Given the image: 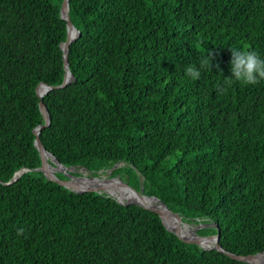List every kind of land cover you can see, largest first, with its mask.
I'll return each instance as SVG.
<instances>
[{
	"label": "trees",
	"instance_id": "1",
	"mask_svg": "<svg viewBox=\"0 0 264 264\" xmlns=\"http://www.w3.org/2000/svg\"><path fill=\"white\" fill-rule=\"evenodd\" d=\"M62 2L0 0V264H246L182 242L153 212L34 171L40 101L39 140L58 163L126 176L186 223L214 224L195 234L219 229L226 253L263 252L264 80L222 86L229 49L264 56V0H68L73 80L39 98V84L65 74Z\"/></svg>",
	"mask_w": 264,
	"mask_h": 264
},
{
	"label": "water",
	"instance_id": "2",
	"mask_svg": "<svg viewBox=\"0 0 264 264\" xmlns=\"http://www.w3.org/2000/svg\"><path fill=\"white\" fill-rule=\"evenodd\" d=\"M60 18L66 22V28H67L66 41L63 44L60 45L61 50L63 51V65H64L65 74H64L62 83L59 86H57V87H50V86H47L46 84H39L37 86L36 90H35V92H36V94H37V96L39 98H41L43 96V94L42 95L38 94V92H37L38 87L44 86L45 87V93H47L48 91H50L52 89L63 88V87H65L67 84H69L73 80V76L71 75V73L69 72V69H68V53H69L68 46L75 38H77L79 36V31L76 30L73 27V25L71 24V22L69 20V16H68V0H63V2L61 4ZM71 31L75 32L73 36H71V34H70ZM38 106H39V111H40V113H41V115L43 117V120H44V125L43 126H38V127H36L33 130V133L35 135L34 146H35L36 150L38 151V154H39V157H40V162H41L40 167L34 169V171L42 173L43 176L46 178V180L54 182L57 185H59V186H61L63 188H66L68 190H71L74 193H78V194L86 193V192H98V193H100L101 190H102L100 188H85V189H81V188L77 187V185L74 183V181L83 179L84 177L89 179V180L97 179V180L102 181L101 178L89 177V176H86L85 174H84V176H74L73 175V168L64 167L63 165L58 163L57 160L43 148V146H42V144H41V142L39 140L38 134H39V132H40L42 127L47 126L49 124V115H48L47 109L43 105L42 101L39 102ZM46 156H48V158ZM48 159H49L50 163H48ZM82 170H84V169H82ZM26 171H27L26 169H22L21 171L15 173V175L13 176L12 181L7 183L6 185H10V184L14 183L19 178V176L21 174H23L24 172H26ZM56 172L61 173L65 177V179L57 178L55 176ZM84 173H86V170H84ZM113 180H118V182H119V184L121 186L133 191L141 199H152L156 204L159 205L161 210L155 209V208H150V207H147V206H144V205H141V204H138V203H134V202L120 203V202L117 201L118 203L123 204V205H125V204H133V205L139 206V207H141V208H143V209H145L147 211L155 213L159 217V219L161 220V222L164 225L165 229L170 231V232H172L174 235H176L179 240H181L182 242L187 243V244H194V245H197V246L201 247L200 243L197 240L186 241V240L182 239L181 237H179V235L174 230L168 229L166 227V225L164 224V217L167 214L175 217L176 219L180 220L181 222H185L186 223L187 219L185 217L181 216L178 213H175V212L171 211L158 198L153 197V196L145 195L143 193L142 187H140L139 189L128 187L127 185H125L122 182H120V180L118 178H110V179H106L104 181L111 182ZM192 221L196 223L195 224V227H196L195 231L198 228H200V227H211V226L214 225V224H212L210 222L204 224L202 222L203 220L200 219V218L193 219ZM195 231L193 233H194L196 239H204V238H206V239H210L212 241V246L207 248V249H215V250H217L219 252L224 253L226 256L230 257L231 259H234L236 261H240V262H243V263H246V264H264V262L252 263V262L249 261V258L257 257V256L263 254L264 251L261 252V253H257L255 255L246 256V257H244V256H236L234 254H230V253L224 252L220 248V246L218 244L219 229H217V233L215 235L206 236V237L197 236L195 234Z\"/></svg>",
	"mask_w": 264,
	"mask_h": 264
},
{
	"label": "bare ground",
	"instance_id": "3",
	"mask_svg": "<svg viewBox=\"0 0 264 264\" xmlns=\"http://www.w3.org/2000/svg\"><path fill=\"white\" fill-rule=\"evenodd\" d=\"M74 33H75L74 31H71V33H70L71 36H73ZM37 92L39 95L44 94L45 93V87L44 86L38 87ZM46 157L48 158V156H46ZM74 183L77 185V187H79L81 189L100 188L102 190L108 191L111 194H113L115 197H117V199L121 200V203L123 201L134 202V203H138V204L150 207V208H155V209L161 210L159 205L156 204L151 199H141L133 191L126 188L128 190V192L131 193V195H129L125 192V187L119 186V185L115 184V182H113V181L106 182L104 180L100 181L97 179L89 180V179L84 177L83 179L75 180ZM112 186H114L116 188H114ZM164 224L166 225V227L168 229L174 230L179 235V237H181L182 239H184L186 241L197 240L200 243V245L203 246L204 248H209L212 246V241L210 239H206V238L196 239V237L193 233L194 227L189 226V225L185 224L184 222H181L180 220L176 219L175 217H173L171 215H168V214L165 215ZM249 261L252 263L264 262V253L257 256V257L249 258Z\"/></svg>",
	"mask_w": 264,
	"mask_h": 264
},
{
	"label": "clouds",
	"instance_id": "4",
	"mask_svg": "<svg viewBox=\"0 0 264 264\" xmlns=\"http://www.w3.org/2000/svg\"><path fill=\"white\" fill-rule=\"evenodd\" d=\"M230 75L226 78L222 90H226L227 84L240 83L253 85L260 80H264V56L254 51H245L241 48H231ZM210 56L202 57L199 65L189 66L186 75L191 79H198L201 71L210 66Z\"/></svg>",
	"mask_w": 264,
	"mask_h": 264
},
{
	"label": "rangeland",
	"instance_id": "5",
	"mask_svg": "<svg viewBox=\"0 0 264 264\" xmlns=\"http://www.w3.org/2000/svg\"><path fill=\"white\" fill-rule=\"evenodd\" d=\"M79 170V171H78ZM77 171V172H76ZM73 173H78L80 176H84V171L82 169H78V168H74L73 169ZM109 173H110V170H107L105 172H100L99 173V177L97 178H101L102 180H106V179H110L109 177ZM120 180V182H122L123 184L127 185L128 187H131V188H134V185H133V182L131 181V179H128L126 176H118L116 177ZM113 182H115V184L121 186L118 182V180H113ZM136 189V188H135ZM101 192L113 197L116 201L120 202L121 203V200L117 199V197H115L113 194H111L110 192L108 191H105V190H101ZM122 203H126V201H123ZM185 223V222H184ZM189 226H192L194 227V230L195 231V224H189V223H185ZM199 229V228H198ZM203 247V246H201ZM204 248V247H203ZM207 249V248H206Z\"/></svg>",
	"mask_w": 264,
	"mask_h": 264
}]
</instances>
